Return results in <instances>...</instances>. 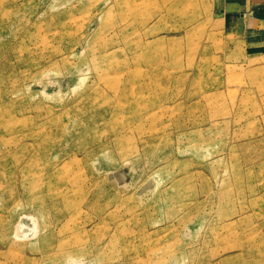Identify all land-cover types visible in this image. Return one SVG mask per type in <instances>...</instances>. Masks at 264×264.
I'll use <instances>...</instances> for the list:
<instances>
[{
  "label": "rangeland",
  "instance_id": "374dc122",
  "mask_svg": "<svg viewBox=\"0 0 264 264\" xmlns=\"http://www.w3.org/2000/svg\"><path fill=\"white\" fill-rule=\"evenodd\" d=\"M219 4L0 0V264H264V33Z\"/></svg>",
  "mask_w": 264,
  "mask_h": 264
},
{
  "label": "crops",
  "instance_id": "0c3cea01",
  "mask_svg": "<svg viewBox=\"0 0 264 264\" xmlns=\"http://www.w3.org/2000/svg\"><path fill=\"white\" fill-rule=\"evenodd\" d=\"M219 5L231 29L244 28L246 36L264 33V0H220Z\"/></svg>",
  "mask_w": 264,
  "mask_h": 264
}]
</instances>
